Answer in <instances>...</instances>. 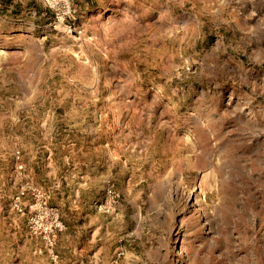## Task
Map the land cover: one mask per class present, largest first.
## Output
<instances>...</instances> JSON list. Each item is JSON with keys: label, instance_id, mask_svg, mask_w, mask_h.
I'll return each instance as SVG.
<instances>
[{"label": "rangeland", "instance_id": "374dc122", "mask_svg": "<svg viewBox=\"0 0 264 264\" xmlns=\"http://www.w3.org/2000/svg\"><path fill=\"white\" fill-rule=\"evenodd\" d=\"M25 183L74 264H264V0H0V264H60Z\"/></svg>", "mask_w": 264, "mask_h": 264}, {"label": "built area", "instance_id": "2783aa9c", "mask_svg": "<svg viewBox=\"0 0 264 264\" xmlns=\"http://www.w3.org/2000/svg\"><path fill=\"white\" fill-rule=\"evenodd\" d=\"M65 7L69 11V5L66 4ZM15 157L18 158L19 154L16 153ZM107 192L111 193V190L108 189ZM10 209L18 213L27 211L29 233L39 238L47 248L54 247L56 235L64 229V224L57 209L46 203L40 189L22 184L10 203ZM50 258L58 264L57 254L50 253Z\"/></svg>", "mask_w": 264, "mask_h": 264}, {"label": "crops", "instance_id": "0c3cea01", "mask_svg": "<svg viewBox=\"0 0 264 264\" xmlns=\"http://www.w3.org/2000/svg\"><path fill=\"white\" fill-rule=\"evenodd\" d=\"M62 231L58 236V246L61 247V254L63 255L59 259L60 264H74V262L76 261V256L74 254H76L77 251L79 252V255L81 257L85 258L87 256L85 252V249L87 248L86 245L80 244V246L76 249V247L72 244V240L76 236L72 234H64L65 231H63V233ZM66 255H69L71 257H66ZM83 258L80 259V264H82Z\"/></svg>", "mask_w": 264, "mask_h": 264}]
</instances>
